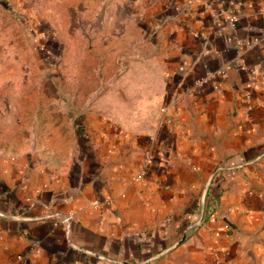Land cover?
I'll list each match as a JSON object with an SVG mask.
<instances>
[{
    "label": "crops",
    "instance_id": "crops-1",
    "mask_svg": "<svg viewBox=\"0 0 264 264\" xmlns=\"http://www.w3.org/2000/svg\"><path fill=\"white\" fill-rule=\"evenodd\" d=\"M104 6L124 32L166 20L109 42L128 85L121 105L90 106L88 135L74 126L71 182L0 159V264H264V0Z\"/></svg>",
    "mask_w": 264,
    "mask_h": 264
},
{
    "label": "rangeland",
    "instance_id": "rangeland-1",
    "mask_svg": "<svg viewBox=\"0 0 264 264\" xmlns=\"http://www.w3.org/2000/svg\"><path fill=\"white\" fill-rule=\"evenodd\" d=\"M94 5V0H0L1 164L4 156L27 154L29 167L49 166L53 178L62 174L71 182L74 126L88 135L90 106L122 104L120 91L128 84L116 79L130 64L121 63L123 58L113 62L109 42L153 39L166 17H157L144 32H124L106 20L104 0L100 8ZM115 133L126 134L122 128Z\"/></svg>",
    "mask_w": 264,
    "mask_h": 264
},
{
    "label": "trees",
    "instance_id": "trees-1",
    "mask_svg": "<svg viewBox=\"0 0 264 264\" xmlns=\"http://www.w3.org/2000/svg\"><path fill=\"white\" fill-rule=\"evenodd\" d=\"M79 128H82L81 125H78V129ZM213 200V195L210 193L209 190H207L204 197V208L201 213L203 219L208 218L211 214L214 213L215 208L214 206H212Z\"/></svg>",
    "mask_w": 264,
    "mask_h": 264
},
{
    "label": "water",
    "instance_id": "water-1",
    "mask_svg": "<svg viewBox=\"0 0 264 264\" xmlns=\"http://www.w3.org/2000/svg\"><path fill=\"white\" fill-rule=\"evenodd\" d=\"M221 218L232 229L241 231V229L236 225V223H234L233 221H231L230 219H228L225 215H222Z\"/></svg>",
    "mask_w": 264,
    "mask_h": 264
},
{
    "label": "built area",
    "instance_id": "built-area-1",
    "mask_svg": "<svg viewBox=\"0 0 264 264\" xmlns=\"http://www.w3.org/2000/svg\"><path fill=\"white\" fill-rule=\"evenodd\" d=\"M249 97H250V91L248 90V91H246V94H245V99L247 100L246 102H248L249 101ZM250 106L249 105H247V108H249ZM204 197H205V195L202 197V199H201V205H202V209H201V213H202V211H203V208H204ZM69 217H66L64 220H67Z\"/></svg>",
    "mask_w": 264,
    "mask_h": 264
}]
</instances>
